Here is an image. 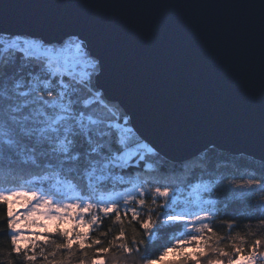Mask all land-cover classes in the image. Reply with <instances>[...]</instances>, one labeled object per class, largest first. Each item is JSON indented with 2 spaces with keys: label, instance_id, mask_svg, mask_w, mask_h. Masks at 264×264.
Returning <instances> with one entry per match:
<instances>
[{
  "label": "snow or ice",
  "instance_id": "snow-or-ice-1",
  "mask_svg": "<svg viewBox=\"0 0 264 264\" xmlns=\"http://www.w3.org/2000/svg\"><path fill=\"white\" fill-rule=\"evenodd\" d=\"M13 7L19 6L0 9V219L6 222L0 234L10 240L9 259L0 264H107L113 248L123 264H138L134 254L142 264H156L174 251L183 255L178 264H201L202 258L207 264H264V235L249 243L236 234L221 247L225 237L209 226L220 197L231 195L264 229V152L258 160L244 153L218 160L211 145L177 161L141 128L116 90L110 52L91 25L38 28L11 20ZM259 7L264 37V3ZM261 63L264 149V55ZM109 218L118 232L104 247L90 230ZM50 222L55 227L48 232ZM125 222L139 225L130 239ZM234 223L227 221L229 230ZM27 228L45 231L26 234ZM176 228L188 229L182 233L187 239L173 237L159 257L147 247L141 254L146 241L151 245L157 233ZM189 246L197 251L185 254Z\"/></svg>",
  "mask_w": 264,
  "mask_h": 264
},
{
  "label": "water",
  "instance_id": "water-1",
  "mask_svg": "<svg viewBox=\"0 0 264 264\" xmlns=\"http://www.w3.org/2000/svg\"><path fill=\"white\" fill-rule=\"evenodd\" d=\"M262 3L0 0V9L18 5L9 9L11 20L43 29L58 23L91 25L110 52L116 90L125 95L141 128L177 161L211 145L258 160L264 152Z\"/></svg>",
  "mask_w": 264,
  "mask_h": 264
},
{
  "label": "trees",
  "instance_id": "trees-1",
  "mask_svg": "<svg viewBox=\"0 0 264 264\" xmlns=\"http://www.w3.org/2000/svg\"><path fill=\"white\" fill-rule=\"evenodd\" d=\"M221 156H227V157H239L240 155H232L227 152H223L218 150L216 159H220ZM241 171L244 170V165H241ZM255 199V198H254ZM217 208L219 211L217 212L215 218L209 222V226L217 233L218 236L225 237V239L220 241V246L223 247L224 245L230 244V241L227 239V237L235 236L236 234H240L241 236L245 237L246 241L249 243L257 238V236L264 235V229L257 227V221L252 220L249 221L247 219V216L249 213L244 211V205L236 198H233L231 195L224 197H220V201L217 204ZM17 210V209H16ZM19 211V210H18ZM252 215H256L255 213H252ZM4 217V206L0 205V218ZM129 215V219H130ZM85 219H90L89 216H85ZM235 220V223L231 230H229L227 221ZM249 224L251 225L249 227ZM26 224L21 226V228H25ZM69 225H64V227H68ZM126 231L128 233V237L130 239L132 235V227H135L137 230H139V225L133 224L131 227L127 225V222H125ZM48 232H51L52 229L55 227V222H50L48 225ZM109 228H111V231L109 232ZM6 229V222L5 219H0V230ZM186 228H176L174 230H167L161 233H157L154 237V243L149 245L146 241L144 246H141V254L144 253L145 247L149 249L151 252L152 257H159L163 251L164 248L171 247L172 244L175 243L176 238L180 239H187L186 236H183L182 233L184 231H187ZM28 231H36V232H44L45 230L42 228H27L26 234ZM255 232L256 236H250L248 235L249 232ZM100 232H108L107 237H102L99 235ZM118 232V226L112 225L111 219H104L101 226L99 228H95L94 230H90V235L93 239L99 238L102 241V246L107 247V241L111 240L113 235L117 234ZM48 234V233H45ZM139 238H143V233L141 232ZM50 239H57L59 242L58 236H51ZM201 243H203L201 241ZM10 240L8 236H5L3 234H0V261H6L9 259L7 256V252L10 251ZM100 245H97L96 247H99ZM247 246V245H246ZM74 247H76L74 245ZM229 250V249H226ZM194 251H197L193 246H189L185 248L184 252L186 253H193ZM112 256L105 257L107 264H123V258L120 256L119 252L113 248L111 250ZM63 255V253H61ZM77 256H79V252H77ZM135 260L138 262V264H142V261H140V255L134 254ZM11 259L16 260V258L12 257ZM183 259V255L179 251L169 252L167 255L163 256L162 259H157L156 264H178L179 261ZM72 264H79L78 260H73ZM86 264H91L90 261H86ZM189 264H193L192 261H189ZM201 264H207L206 259H201ZM225 264H227V261H225Z\"/></svg>",
  "mask_w": 264,
  "mask_h": 264
},
{
  "label": "rangeland",
  "instance_id": "rangeland-1",
  "mask_svg": "<svg viewBox=\"0 0 264 264\" xmlns=\"http://www.w3.org/2000/svg\"><path fill=\"white\" fill-rule=\"evenodd\" d=\"M19 210V212H23V211H25V209H22V208H17V211ZM43 222V221H42ZM27 222L26 221H24V218H23V216H21L20 217V226H22L23 227V225L24 224H26ZM49 224V223H48Z\"/></svg>",
  "mask_w": 264,
  "mask_h": 264
}]
</instances>
